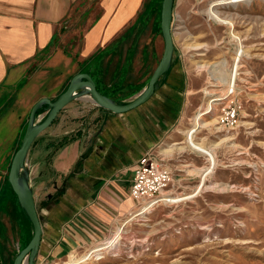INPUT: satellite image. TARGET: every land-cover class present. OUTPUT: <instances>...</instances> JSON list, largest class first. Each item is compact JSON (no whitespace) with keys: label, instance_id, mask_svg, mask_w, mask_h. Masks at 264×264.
<instances>
[{"label":"crops","instance_id":"0c3cea01","mask_svg":"<svg viewBox=\"0 0 264 264\" xmlns=\"http://www.w3.org/2000/svg\"><path fill=\"white\" fill-rule=\"evenodd\" d=\"M145 1L151 0H0V166L19 147L34 103L56 99L75 74H90L97 89L114 100L131 96L127 87L142 82L133 83L140 71L135 55L150 52L146 44L131 43L127 50L121 45ZM184 1L174 0L173 12L182 11ZM183 76L175 60L151 98L122 113L96 105L86 94L75 97L35 139L25 168L43 229L36 263L79 255L129 218L135 211L133 166L151 149L180 169L175 176L184 193L189 177L182 154L160 150L178 121ZM64 136L73 139L54 149L51 144ZM8 206L13 212L21 208L0 172V223Z\"/></svg>","mask_w":264,"mask_h":264},{"label":"rangeland","instance_id":"374dc122","mask_svg":"<svg viewBox=\"0 0 264 264\" xmlns=\"http://www.w3.org/2000/svg\"><path fill=\"white\" fill-rule=\"evenodd\" d=\"M213 1L187 0L182 11L174 12L177 16L172 27V63L179 60L184 68L183 100L178 121L161 142L160 150L182 154L189 178L184 180V193L175 191L181 202L159 204L142 216L132 214L134 219L129 223L125 222L128 218L123 219L119 245L102 253L96 264H264V0L219 6L230 18L224 22L208 18ZM161 3L162 0L145 1L135 23L124 33V49L131 43L137 47L146 44L150 52V56L135 55L134 65L140 71L133 74V83L148 82L162 56ZM194 44L199 49L194 50ZM119 57L122 59V55ZM125 59L128 63L127 51ZM220 61H225L229 76L234 78V93L214 105L203 117L204 126L195 129L189 139L186 134L193 129L195 115L206 106L205 89H226L219 74L215 80L206 67L199 65H211L213 69ZM142 82L138 83L140 86L127 87L126 93L131 96L123 102L145 88L140 90ZM234 102L241 108L236 123L230 126L221 117ZM190 140L203 149H192ZM13 155L9 154L0 166L4 176H8ZM172 165L175 172L180 170ZM211 166L213 169L206 172ZM13 211L6 207L0 223L2 234H6L0 237V264H12L33 234L24 211ZM116 233L113 231L100 243ZM100 243L89 250H78L79 255L74 251L58 259L39 260L37 264L77 260Z\"/></svg>","mask_w":264,"mask_h":264},{"label":"water","instance_id":"95a60500","mask_svg":"<svg viewBox=\"0 0 264 264\" xmlns=\"http://www.w3.org/2000/svg\"><path fill=\"white\" fill-rule=\"evenodd\" d=\"M173 3L174 0H162L160 30L164 42L163 53L148 80L147 86L133 99L123 103L116 102L97 89L95 81L90 74L82 72L75 74L71 78L66 90L56 99L50 100L42 97L31 107L21 143L11 159L7 180L17 197L21 209L32 225L33 234L25 247L14 257L12 264H37L36 260L43 232L33 192L29 184L28 170L25 168L27 153L32 143L41 132L52 124L58 113L75 97L80 95L86 94L93 103L113 113L129 111L151 98L158 88L160 79L170 69L173 59L175 48L172 32ZM43 107H45V110L38 114V111Z\"/></svg>","mask_w":264,"mask_h":264},{"label":"built area","instance_id":"2783aa9c","mask_svg":"<svg viewBox=\"0 0 264 264\" xmlns=\"http://www.w3.org/2000/svg\"><path fill=\"white\" fill-rule=\"evenodd\" d=\"M195 1L197 3H202L205 0ZM176 16L177 14L173 12L172 27ZM233 93L234 91L230 89L229 95H233ZM240 108L241 106L234 102L233 106L224 109V114L223 117H221V120L227 121L230 126H233L236 123ZM169 160L161 153H157L154 149H151L144 153L134 164L130 197L137 205L135 210H137L138 216L151 212L157 205L162 204L165 201L166 203L164 204H169L167 203L169 200L172 201L180 197L176 196L175 191L180 189L181 184L175 176L176 168L173 167L172 164H169ZM174 202L175 203L173 204L176 205L181 201L178 199ZM123 226L124 224L122 222L119 225L120 229H122ZM119 241L117 245H119ZM101 249L98 251L104 250L103 247H101ZM90 251H88V257L94 255L97 250Z\"/></svg>","mask_w":264,"mask_h":264},{"label":"bare ground","instance_id":"6f19581e","mask_svg":"<svg viewBox=\"0 0 264 264\" xmlns=\"http://www.w3.org/2000/svg\"><path fill=\"white\" fill-rule=\"evenodd\" d=\"M241 1H246V2H250L251 0H214L213 2H211L209 8H208V18L212 19L213 21H228V19L230 20V18H228V14H223L218 8L219 6H224V5H235L238 2ZM228 18V19H227ZM194 50L199 49V46L197 44H194L193 46ZM217 64V63H216ZM225 61H220L217 65H213L215 68L211 69V65L206 66V64H200L199 67L203 68L206 67L210 72V76L214 77L215 80H218L220 78V80H224V84L226 85V89L224 90H219L218 92H216V90L214 89H209L206 88L205 89V94L207 95V99H206V106L199 109L198 113L195 115L194 119H193V129L188 130L186 136L190 139L193 136V131L195 132V129H197L198 127H202L204 126L205 123H203V117L210 113L213 108L214 105H216L218 103V101H221L222 99H225L228 97L229 94V90L231 89L233 91V86H234V78L230 77L228 74V70L226 69V65H225ZM218 68V69H217ZM217 74V75H216ZM219 74V78L217 77ZM216 76V77H215ZM213 80V79H212ZM222 84V83H221ZM220 84V85H221ZM223 85V84H222ZM212 121V120H211ZM212 124H214V120L212 121ZM192 140L189 141V146L192 149H195L196 151H201L203 149V146H201L200 144H198L197 142H191ZM213 166H211V168L206 169V172L209 173V171H211V169ZM203 169L205 168L202 167ZM205 172V169L202 170V173ZM194 194V193H193ZM181 198V197H180ZM174 199V200H178ZM174 200L167 202V203H173ZM166 203V201L164 202ZM150 213V212H149ZM138 213L137 210L134 211L133 213V217H137ZM132 219L131 218L127 219L125 222L129 223ZM126 223V224H127ZM120 227H116L114 232H118L116 233L117 235L114 237H111V239H109V241L107 242H102L100 243V246H96L94 247V251L97 250L95 253H97V255H94L93 257L90 255V257H88V253L83 254L82 256H80L77 260H71V261H66L64 262V264H96L97 261H99L102 256L101 254L106 252L108 249H110L112 247V245H117L118 244V237L120 236L119 234H121L122 232H120ZM117 240V241H116ZM101 247H103V251H101ZM99 249H101L100 251H98ZM97 260V261H96Z\"/></svg>","mask_w":264,"mask_h":264},{"label":"trees","instance_id":"16d2710c","mask_svg":"<svg viewBox=\"0 0 264 264\" xmlns=\"http://www.w3.org/2000/svg\"><path fill=\"white\" fill-rule=\"evenodd\" d=\"M147 6H148V7H145V9H148V8H149V4H148ZM130 28H131V27H130ZM130 28H129V29H130ZM129 29H128V30H129ZM101 93H102V92H101ZM102 94L106 95L105 93H102ZM106 96L112 98V97L109 96V95H106ZM114 98H115V97H114ZM112 99H113V98H112ZM115 101L118 102V103H123L122 100H121V99H118V98H116ZM44 110H45V107L41 108V109L38 111V114H39V113H42ZM72 139H73V136H64V137L58 139L57 141H54V143H52L51 145H53V146H54V149H56V148H58V147H60V146H63L64 144L70 142Z\"/></svg>","mask_w":264,"mask_h":264}]
</instances>
